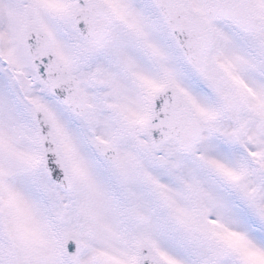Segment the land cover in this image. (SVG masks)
Here are the masks:
<instances>
[{
    "label": "snow or ice",
    "instance_id": "1",
    "mask_svg": "<svg viewBox=\"0 0 264 264\" xmlns=\"http://www.w3.org/2000/svg\"><path fill=\"white\" fill-rule=\"evenodd\" d=\"M0 264H264V0H0Z\"/></svg>",
    "mask_w": 264,
    "mask_h": 264
}]
</instances>
